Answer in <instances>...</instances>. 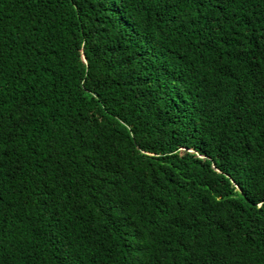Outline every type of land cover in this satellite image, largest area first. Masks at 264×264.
<instances>
[{"label":"trees","instance_id":"obj_1","mask_svg":"<svg viewBox=\"0 0 264 264\" xmlns=\"http://www.w3.org/2000/svg\"><path fill=\"white\" fill-rule=\"evenodd\" d=\"M262 202L264 0H0V264H264Z\"/></svg>","mask_w":264,"mask_h":264},{"label":"snow or ice","instance_id":"obj_2","mask_svg":"<svg viewBox=\"0 0 264 264\" xmlns=\"http://www.w3.org/2000/svg\"><path fill=\"white\" fill-rule=\"evenodd\" d=\"M129 30L139 36V33L137 32V26L135 24L130 25ZM262 205H264V202H262ZM186 256H188L190 264H206V260L201 259V257L194 253H185ZM215 264H225L222 258H215Z\"/></svg>","mask_w":264,"mask_h":264}]
</instances>
